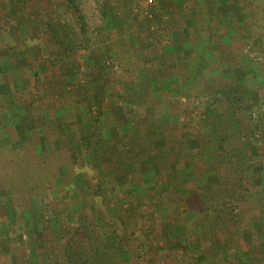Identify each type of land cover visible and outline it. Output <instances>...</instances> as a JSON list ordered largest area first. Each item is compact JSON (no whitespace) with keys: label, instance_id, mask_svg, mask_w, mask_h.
<instances>
[{"label":"rangeland","instance_id":"obj_1","mask_svg":"<svg viewBox=\"0 0 264 264\" xmlns=\"http://www.w3.org/2000/svg\"><path fill=\"white\" fill-rule=\"evenodd\" d=\"M236 1L237 0H222V6L220 4L219 7L206 9L203 15H201V13H199L200 10H198L195 16L197 22L201 25L207 22L210 30L204 34L203 31L200 32L198 30L188 29L185 32L186 37L182 36L183 39H190L192 35H197V40L207 35L213 36L212 40L215 46L210 55L212 61L208 63L209 66L204 75L209 71L217 70L222 65L224 67H229L225 68L224 71H229L230 76L224 77L225 75H220L218 77L211 76L205 78L204 75L198 77L199 73L197 74L196 70H198L199 67L194 61L193 63L188 62L186 64L187 71L185 70L186 73L183 74V68L180 69L179 64L161 61L157 64V70H153L154 67L151 65L143 63V66L142 64H137V61L134 60L139 50L134 44H137V42L139 44L141 43L138 40L155 43L157 45L161 42L162 44L163 42L165 44L170 43L169 34L173 31L171 29L175 28V24L178 22V16L172 15V20L174 16H176V20H174V24L168 25V13L165 11V3L161 0H101L99 1L101 3L99 9H103L104 12L107 13V17L102 23H100L99 9L97 7L98 1L96 3V0H75V5L85 19V25L80 24L79 21H75L76 23H73L75 25L74 27H71V24H68L63 17L64 8L61 6L62 0H47V2L41 3V8L50 4L56 14L60 15V26H64V28L60 29L58 27L59 30L62 31L61 33L59 32V34H65L68 40H74L75 49L65 58L68 66L72 68V75L65 74L63 71L60 77H55L58 73V67L56 66L54 68V66H48L47 62L43 64L46 70H35L39 64L43 62L42 52H40V50L46 51L45 58H47L49 45L44 41V43H41V41L35 39H27L26 44H23V42L21 43V38L23 36L21 30L27 38L34 32H37V34L39 33L40 18L38 12L29 9L26 4L15 6V1L10 0L8 4L15 17V24H17V27L14 25L9 26L5 33L6 38L3 39V41L8 43V40L12 39L17 43L19 48L17 47L16 52L13 53L7 49L6 53L3 49L0 51L5 55V58L1 62L3 71L0 69V99H2V94H7L6 102L0 106V154L4 152V154H2L3 156L7 154L10 155L9 152L11 150H17L16 148H20L21 151V146L24 147L22 143L27 144V141H32L31 144H29L32 145V149L34 148L38 153L49 151V149H52L54 146L51 139L59 137V133L55 128V120L62 121L64 127L76 133L77 136H80L78 132L80 128H82L81 124L87 123V121L92 119H97L99 113L102 115L104 114L105 123L106 117L114 116L113 107L108 112L102 110L105 98L107 96V98L116 97V95H114L116 85H125L132 81L137 84V94H133L131 97L125 98V100L121 102H126L127 99L128 103L133 102L130 108L123 105L125 110L130 109L133 114H127V111H123V113H126L129 125L130 122H134V120L137 122V125H135V127L133 126L134 128H136V126L144 128L143 125L152 126L153 124L150 123L151 117L145 119L147 122L138 121L137 117L139 118V115L143 113V111H140L139 107L138 109L133 108L134 104L136 106L138 99H143V101H145L144 92L148 91V89L152 90V85L150 81H148V83L145 79H137L133 74L138 76L141 71H147V74L154 71L158 76H162L169 72L173 74V72L178 73L181 71V74H176V79H174V77L172 78V82L175 83L180 79V81L182 82L183 80V83H186L187 86H191V89L186 91L185 97H181L180 102L183 103L181 106L182 108L175 114L185 120L184 123L187 124L186 128L188 129V134L186 135H188L189 138L197 137V135L203 137L205 141L203 140L204 142L201 146L203 149L201 151L205 154L207 151H210V140L212 134L215 132L213 136L222 141L220 145L223 149L219 154L223 156L227 154L229 156L228 158L232 159L234 162H237L239 159L245 160L244 162L248 161L251 165L249 169L263 167L264 95L262 93L264 90L262 91L260 86L264 84V71L262 69V67H264V64H262L264 62V54L260 55L257 49L258 47L256 46L259 37L252 40L248 45H245L243 42L236 50V54L230 51L232 50L231 46L237 44L233 40V37L237 36L236 24L242 21V15L238 10L239 3H236ZM245 2L246 4L242 7L247 10L246 12H249L250 9L253 10L252 13L256 15L257 22L260 21L259 19L262 21V16L264 14H260V9L257 8L256 10V8L252 7L250 5V0H245ZM15 9H17L19 13H15ZM23 9H25V11H23ZM21 11L25 12V15H21ZM263 11L264 9H262V12ZM182 12L186 13L184 11ZM187 13H190L189 9ZM187 13L182 16L191 20L192 17L187 15ZM206 17L209 18V21H206ZM188 23H193V20L188 21ZM2 25L3 23L0 21V27ZM151 27H153V29H151ZM131 28L137 29V35L131 37ZM262 32H264V29ZM175 33L176 38H178V33H180V31H175ZM200 34L204 36H199ZM118 39L123 43V46L117 43L119 42ZM55 46L51 47L52 56L49 58L53 59L57 57L58 60L59 57L57 55L53 56V54H55L54 52L58 51L59 53V47L57 45ZM188 59H190V57H188ZM49 64L53 65L51 62H49ZM93 65L100 66L95 67V75L104 82H108L106 88L99 92L92 91L85 85L88 74H84H86L87 71L90 72V69L85 68V66ZM23 67L26 71L22 69ZM97 69L99 70L97 71ZM36 71H40L38 76L46 77L44 84L45 88L47 80L49 79L51 81V84L47 85V87L49 95L52 96L48 100L43 98L42 105L33 106L30 104V94L36 92V89H34V76H32L33 72ZM27 72L30 73L29 76ZM195 74L197 75L196 77H194ZM81 85L83 88L80 87ZM15 89L23 90V92L16 94ZM156 90L157 88L154 89V91ZM67 91L69 93L65 99L58 97L59 93ZM215 91L219 92V99L215 98L211 100L210 97L214 95L210 92ZM227 92L230 95L227 97L232 99V102L235 101V98H240L239 94H243L244 101L240 98L237 105L241 108L247 106L249 111L240 110L237 112L236 116L232 117V114L227 110L226 103L224 102L225 99L223 94ZM194 94L197 95L196 98H192ZM160 97L164 101L167 99L163 97V95H160ZM99 98L102 102L98 107L100 110L98 113L97 101ZM218 100L226 107V110L221 111V114L219 112L217 113L213 106ZM61 103L63 105H61ZM90 106L92 113L88 116L85 109ZM212 106L213 108L211 109ZM177 109L179 108L177 107ZM159 113L160 111L158 110L152 112L153 115ZM171 113L173 112L171 111ZM154 123L156 122L154 121ZM46 125L51 126V133H44L45 129H47ZM85 125L89 128L88 124ZM195 125H198L196 131ZM209 125L214 126V129L210 128ZM211 129L213 131H211ZM154 130L158 133L157 128ZM135 131L138 132L136 129L133 132ZM165 131L166 135H164V137H167L166 141L170 144L168 142H163V140L161 143L157 142L158 139H156L154 143H151V137H146L144 141L147 142L142 145L140 151L141 157L143 158L141 159L142 161L140 160L141 162H144L145 159L150 157L155 160H160L159 156L162 158L164 156L175 158L179 155L182 156V153L187 150L189 145L188 139L185 144L183 141H179L180 144L175 141V137L179 138L180 135H183L181 131L179 133L177 127L174 129L172 126L168 125ZM250 131L251 134H249ZM94 138H90L92 143L90 146L93 148L95 147L94 140H96V138ZM102 138L104 137L102 136ZM160 138L162 139V137ZM180 138L182 137L180 136ZM172 140L175 141V147L177 148V150L173 152L171 150ZM122 144L123 143H119L118 145L121 146ZM116 145H108L103 139L96 150L97 157L88 150L83 151L82 158L76 159L72 167L75 172V178L73 176L72 180L75 184L77 183V186L81 187V191L74 189L73 191H65L59 196H55L56 199L63 202V208L67 210L71 208L68 212H65L66 210L62 212L65 214L63 217L67 216V218L62 219L65 223V227L69 226L70 230H72L70 235L75 234L74 230L76 226V220L72 214L82 213L83 210L87 208L90 211L96 212V208H98L97 205L101 204V199L96 197H94V203L92 204L87 201V187L79 179H76V177L83 176L85 180L89 182V186L92 187V182L96 181L97 178L104 177L105 170L115 161L118 162L121 169H123L118 155L120 153L124 155V153L117 152ZM127 145L132 146L133 150V146H135L136 143ZM150 145L152 150L157 149L156 151L158 152L146 153L147 151L145 148L148 150ZM178 145H180L181 150ZM55 146L60 148V144H55ZM6 147L11 150H4ZM24 149L29 151L28 148ZM100 157L101 159L105 158V160L111 158V162L108 163L107 160L104 161L101 159L97 161ZM179 158L181 157H177V159ZM140 161L137 165L141 163ZM80 165L82 166L80 167ZM216 166V174L213 176L215 179L214 182L218 180L219 174H222L224 171L223 167H219L220 172L218 174ZM47 167L48 166H46V169L42 168V171H46ZM22 168L23 166H21V170ZM200 169L204 170L203 168ZM54 170V175L56 174L54 179L61 182V177L62 182L66 181V178H64L66 169L64 171L57 166ZM245 176L246 177L242 179L241 183L244 184L243 186L246 184L250 199L248 201L246 200V203L242 201L244 203L241 202V204L237 205L235 213H233L234 209H232V212L225 211L221 214L213 211L211 212V208L207 204L209 198L206 192L201 190L207 182L205 181V176L201 178L199 174L196 176L199 178L198 182H193L188 185L191 187L189 191L187 190L188 188L184 191L183 186L179 185L181 183H174L170 186L166 183L167 186L163 188L164 192L162 195V197H166L164 204L160 202L158 197L160 193L154 191L149 199L144 200L143 203L148 204L145 208H140L135 204L136 206H130V211H125V213L123 209H129V207H122L121 204H118L121 202L119 198L122 183L108 180L104 185L106 188L101 195H103V198L105 197L109 203L98 209L96 216L98 217L99 225H101V221L103 220H101L102 212L100 210H104V213L107 211L109 214H112L114 216L112 218L113 221L104 223L107 226L114 225L118 235L124 234L129 236V234H134L138 239H142L143 237H140V226H144V229L146 227L149 228V230L151 229V232L147 234L148 237L144 239L151 241V249L146 257L142 256L137 261L134 260V264H263L264 261L263 263L257 261L261 260L262 262V260H264V248L260 245V241H264V228H250L251 217L252 219L255 218L258 211L257 209L250 210L249 208L255 202L254 198L256 196L259 195V198L264 197V186L249 188L247 175ZM164 179L169 180L168 182H172L171 180L176 179V176L167 175ZM181 179L183 180L184 178ZM53 181L52 186L58 188L59 182L56 180ZM125 181L127 180H124V182ZM28 188L30 192L28 209L26 208L23 210V214L21 215L24 227L13 232L17 228L15 225H11V222L16 216L15 208L12 206L9 192L0 186V264H49L48 261L39 263L37 253L41 252L40 247H42V245L39 244L43 239L41 232L45 225L44 220L50 221L49 223H52L51 226L55 230L57 227V218L53 215H49L48 202L45 199H41L38 193H35L37 189L36 186L29 185ZM110 189L112 190L110 191ZM198 190H201V192ZM194 193H197V195L200 193V195L197 197ZM188 201L193 202V205L188 206ZM255 204H257V201ZM41 207H44V209ZM42 210L45 212L43 216L40 214ZM46 212L48 213L46 214ZM139 214H144V217L141 219L142 222L138 224L136 220ZM232 214L236 217L234 221H236L240 227L233 223L232 219H229ZM118 215H122L121 219H119ZM108 223L112 224L110 225ZM130 224H132V227L129 229L128 225ZM173 230L178 234H181V232L185 230V238H187L185 241L190 240V245L188 247L184 246L185 241L183 242L182 237L175 236ZM45 237L46 234L44 235V238ZM103 238H101V243L99 242V244L96 245L93 264L114 263L115 257L112 250L113 242L116 241V235H110L106 241H104ZM217 238L223 242L222 245L218 246ZM193 241L197 244L193 243ZM249 252H252L251 256L248 255ZM198 256L201 257L198 258ZM252 256L255 257V262H251ZM58 257V255H55L54 257L51 256L50 259L54 260L55 258L56 260ZM127 258H124V260H127Z\"/></svg>","mask_w":264,"mask_h":264},{"label":"trees","instance_id":"obj_2","mask_svg":"<svg viewBox=\"0 0 264 264\" xmlns=\"http://www.w3.org/2000/svg\"><path fill=\"white\" fill-rule=\"evenodd\" d=\"M15 6L19 4H26L29 9L36 10L38 12L39 18H40V25L38 28V34L37 32H34L31 34L30 37H26L22 32V38L21 43L26 44V40H38L41 41V43H47L49 45L48 48V56L45 58V52H42V59L43 62L39 64V66L35 70H42L44 71V62H47L48 66H54V68L58 67V73L55 75V77H60L62 72L64 71L65 74L72 75V68H70L65 60V58L69 55L70 52H73L75 49L74 40H68L65 34H59L62 31L59 30L63 29L64 26H60V15H57L52 6L47 4L44 8H41V3L47 2V0H14ZM55 1V0H51ZM101 1V0H96ZM10 0H0V21H2L3 25L0 27V51L3 49L6 53V49L13 52H16L17 43L14 42L12 39L8 40L7 42H4L3 39L6 38L5 33L7 32V28L9 26L15 24V17L11 12V9L9 7ZM236 3L239 7V13L242 15V21L239 24H236L237 26V36L233 37V40L237 43L233 46H231L232 50H230L233 54H236V50L240 47V45L245 43V45H248L252 40L259 37L258 44H256V47L259 51L260 55L264 54V32L262 30L264 29V11L262 12V9H264V0H250V5L254 8L260 9V14L262 16V21L257 22L256 15H253V10L250 9L249 12H246L245 8L242 6L246 4L245 0H237ZM64 8V19L68 24H71V27H74L75 25L73 23H76L75 21H79L80 24H84V17L78 7L75 5V0H62V5ZM241 6V7H240ZM98 9L101 7V3H98ZM17 11V12H16ZM25 11V9H23ZM21 11V15H25ZM15 13H19L17 9H15ZM258 14V13H257ZM99 15H100V23L104 22V19L107 17V13L104 12L103 9H99ZM261 24H260V23ZM73 25V26H72ZM17 27V26H16ZM59 27V28H58ZM79 30V29H78ZM82 31V29H81ZM65 33V32H64ZM261 37H260V36ZM243 37V39L241 40ZM249 36V37H248ZM213 39L212 35H209V41ZM7 41V40H6ZM44 41V42H43ZM53 44V45H52ZM69 44V47H68ZM57 45L58 51L54 52L53 56L57 55L59 58L57 60V57L51 59L49 58L52 56L51 53V47H54ZM56 47V46H55ZM234 49V50H233ZM7 55V54H6ZM5 58V55H3L0 52V69L2 70L1 62ZM264 61V59H263ZM49 62H51L50 65ZM264 64V62L262 63ZM37 65V64H35ZM99 66V65H96ZM96 66H85V68H89L90 72H86L88 74L87 81L85 82L86 87H88L92 91L99 92L101 90H104L106 86L108 85V82H104L101 78H99L97 75H95V67ZM25 67V66H24ZM22 68L24 71H26L25 68ZM100 67V66H99ZM261 67V66H260ZM264 71V67H262ZM46 70V69H45ZM99 69H97L98 71ZM37 72V73H36ZM33 72L32 76H34V89H36V92H33L30 94V104L33 106L36 105H42V99H49L52 95H49L48 93V87L47 85L51 84V81L48 79L46 82V88L44 87L45 84V76H38V73L40 71ZM28 73V72H27ZM264 74V72H263ZM30 73H28V76ZM14 85V84H13ZM83 88V86H80ZM85 87V86H84ZM262 88V91L264 90V84L260 86V89ZM16 90V94H20L23 92V90ZM237 92V91H236ZM245 92V91H243ZM68 91L64 93H59L58 97L61 99H65L68 95ZM212 93V92H210ZM238 93V92H237ZM245 94V93H244ZM247 94V91H246ZM264 95V92L262 93ZM224 102L226 103L227 110L232 114V117L236 116L237 112L240 110L249 111V108L245 106V108H241L237 105L238 101L243 99V94L240 95V98H235V101L232 102V99H229L227 96L229 93H224ZM230 96V95H229ZM196 98L197 95L194 94L192 98ZM238 97V96H237ZM101 98V97H100ZM100 98L98 99L97 108L101 105ZM7 94H2V99H0V106L6 102ZM47 102V101H46ZM61 105H63L61 103ZM91 106L87 109H85V112H87V115L90 116ZM113 112H114V118L115 123L118 125L127 124V115L126 113H123V111H127V114L132 113V110L130 109H124L123 106H116L113 104ZM97 112L99 113V108L97 109ZM100 114V113H99ZM98 114L97 119H92L87 121V123L81 124L82 128H80V136H77L76 133L71 132L69 129H66L64 125L62 124V121L55 120L56 121V130L59 133V137L56 139H51V142L54 143V146L52 149H49V151H46L45 153H38L33 148L31 142L27 141V144H23L22 149L20 151V148H16L17 150L12 151L9 148H4V150H11L9 153L10 155L3 156L4 152L0 154V186L7 190L9 192V197L11 199L12 206L15 208V219L11 222V225H15L17 228L13 231L16 232L17 230L24 227L23 225V219L21 218V215L23 214V210H25L29 204V185L36 186L35 193H38L41 197V199H45L48 202L49 206V215L55 216L57 219V227L54 230V228L51 226L52 223H49L50 221L44 220L45 225L42 229L41 236H43V239L40 241L39 245H42L40 247L41 252H38L37 255L39 257V263H43V261H48L49 264H93V257L96 245L101 243L102 239L106 241L108 237L112 234L116 235V241L113 242V252H114V263L113 264H134V260H138L142 256H147L150 249H151V241L144 240L146 237H148V233L151 232V229L145 228L144 226H140V237H143L142 239H138V237H135L134 234H129V236H126L124 234L118 235L116 232L115 226H107L104 222H112V218L114 217L112 214H109L107 211L104 213V210H100L102 212V218L101 225H99L98 217L96 216V212L98 209H100L102 206H106L109 201L106 200V198H103V192L106 186H104L108 180L111 182L118 181V183H123L124 180H127L126 174L122 172V169L120 167V164L118 162H114L113 164H110V166L105 170L104 177L97 178L96 181H93L92 187L89 186V182L85 180V178L82 176L76 177V179H79L81 182H83L84 185L87 187V201L92 204L94 203L93 199L100 198L101 204L97 205L98 208H96L95 211H90L88 208L83 210L82 213H75L72 214L76 220V226H75V234L70 235L72 230H70L69 226L65 227V223L62 221L65 214L62 212H68L69 210L63 208V202L59 201L55 198V196H59L61 193H64L65 191L69 192L70 190L73 191L74 189L81 191V187L77 186V183L72 180V177L75 178V172L73 170V164L75 163L76 159L82 158L83 151H90L94 153L95 157L96 150L100 143L103 141L102 138V131L105 128L104 123V114ZM133 114V113H132ZM142 115V114H140ZM92 118V117H91ZM237 122V121H236ZM54 123V122H53ZM88 124L89 128L87 127ZM50 125H46L47 129H45L44 133H51L52 128ZM144 128L141 126H136V128L131 129L129 133L123 136L122 141L123 144L120 146H116L117 152H123L126 159L129 161L131 166H136L137 163L143 159L141 157L140 151L142 145L147 142L144 141L146 137H149V132H151V125H143ZM154 127L157 128L159 136L164 137L166 135V131L163 125L154 124ZM138 130L133 132L134 130ZM51 131V132H50ZM251 134V131L250 133ZM244 135V134H243ZM247 135V134H246ZM96 138L94 140L95 147H91L92 145L90 138ZM245 136V135H244ZM79 137V138H78ZM78 138L77 140H75ZM94 138V139H95ZM246 138V137H245ZM175 142V141H172ZM30 143V144H29ZM136 143L135 146L127 145ZM169 143V142H168ZM55 144H60V148H57ZM170 144V143H169ZM176 143L171 144V150L176 151L177 148L175 147ZM24 148H28L29 151H27ZM19 149V150H18ZM148 152H158L157 149H151L147 150ZM132 150V151H131ZM144 150V149H143ZM6 154V153H5ZM151 154V153H150ZM154 154V153H152ZM2 155V156H1ZM229 156L225 154L223 156L222 154H219L218 156V164L216 168L218 169V174L220 172L219 167H223L224 171L222 174H219L218 180L216 182L207 183L204 188L201 190L206 192L207 197L209 198L208 205L211 208V212H217L218 214H221L225 211L232 212L234 209V212L236 211L237 205L241 204L242 201L245 203L250 199L249 191L244 184L241 183L242 179L245 178L246 172L249 170V167L251 166L250 163L244 162L245 160L239 159L237 162H234L232 159L228 158ZM101 159L98 158L97 161ZM108 163L111 162V158H108L105 160V158L101 159ZM142 161V160H141ZM140 161V162H141ZM223 162V163H222ZM21 166H23L21 170ZM46 171H42L43 169H46ZM60 167L62 170L65 171V177L66 181L62 182V178L60 177L59 182L57 179H54V168ZM82 165H80L81 167ZM30 172V173H29ZM70 173V175H69ZM49 175V177H48ZM53 180H56L59 182V187L55 188L53 187ZM76 181V180H75ZM75 185V187H74ZM28 188V189H27ZM198 188V189H200ZM112 189H110L111 191ZM201 190H198L201 192ZM197 195V193H194ZM200 195V193L197 195V197ZM54 196V197H53ZM247 200V201H246ZM255 202L257 201V204L255 202L250 206V210H256L258 211V214L255 216V218L252 219L251 217V227L254 229H263L264 228V197L259 198V195L254 198ZM242 202V203H244ZM238 203V204H237ZM151 204V203H150ZM43 205V204H42ZM148 204L143 203L140 208H145ZM188 206L193 205V202L188 201ZM250 205V204H249ZM71 207V206H70ZM44 209V207H41ZM28 209V208H27ZM133 209V208H132ZM124 213L125 211H130L129 209H123ZM44 210L40 212V214L43 216ZM48 212H46L47 214ZM122 215H118L119 219H121ZM144 217V214H139V217L137 218L136 222H142L141 219ZM235 216L232 214L231 218L233 223L237 224L235 220ZM110 220V221H108ZM112 224V223H108ZM136 225V223H135ZM12 227V226H11ZM42 227V226H41ZM132 227V224L128 225V228L130 229ZM240 227V226H239ZM41 231V230H40ZM46 234V237L44 238V235ZM70 235V236H69ZM112 237V236H111ZM110 239V238H109ZM260 245L264 248V241H260ZM58 255L59 257L55 260L50 259L51 256ZM128 257V258H127ZM124 258H127V260H124ZM255 262V257H251V262ZM264 260H258L257 262L263 263ZM264 264V263H263Z\"/></svg>","mask_w":264,"mask_h":264},{"label":"crops","instance_id":"obj_3","mask_svg":"<svg viewBox=\"0 0 264 264\" xmlns=\"http://www.w3.org/2000/svg\"><path fill=\"white\" fill-rule=\"evenodd\" d=\"M165 4V11L168 13V25L174 24V20H176V16H174V19L172 20V15L178 16V22H176L175 28L171 29V33L169 34V42L168 44H165L162 42L157 45L155 43H148L143 42L141 40V43L139 44L137 41V44H134L136 47L139 48V50L136 53V57L134 60L137 61V64L145 63L147 65H151L153 70H157L158 63L159 62H171L175 64H179V68L182 69V73L185 74V70L187 71L186 64L195 63L198 64L199 69L196 70L198 77H202L208 69V63L212 61L210 58V55L212 53V49L214 48L213 40L209 41V36H205L202 39L196 38L197 35H192L190 39H183L185 36L186 30H198L203 31L204 34L207 33L210 30V27L208 26V23L204 22V25H201L197 22L196 19V13L198 10L201 15L205 13L204 11L209 8L219 7L220 4L222 6V0H161ZM189 9L190 13H187ZM203 10V11H202ZM182 11L186 12L187 15L191 16L192 19H188L186 17H183ZM208 11V10H207ZM186 15V16H187ZM182 17V18H181ZM186 18V19H185ZM183 19V20H182ZM206 21H209V18H205ZM208 19V20H207ZM193 23H188V21H192ZM110 26V25H109ZM117 29V27L115 26ZM153 29V27H151ZM176 32L178 33V38H176ZM184 32V33H182ZM131 37L137 35V29L131 28ZM182 33V35H181ZM200 34L199 36H201ZM204 36V35H202ZM181 38V40H180ZM178 39V40H177ZM119 41V39H118ZM134 41V40H132ZM135 42V41H134ZM120 46H123V43L121 41L117 42ZM129 43V41H128ZM160 47V48H158ZM190 57V59H188ZM155 65V66H154ZM144 66V65H143ZM225 68L221 65L217 70L215 71H209L207 72L204 77H211V76H220L225 75L224 77H229L230 72L224 71ZM147 71H141L139 72L138 76L133 74V76L137 77V79L140 80H146L147 82L150 81V84L152 85V90H149L144 92V99L145 101L139 100L133 105L134 109L140 108V111H143L141 113L142 115H139V118L137 117L138 121H145L148 117H151L150 123L153 124L151 127V133H149V137H151L150 141L151 143H154L156 139L157 142H168L167 137L160 138L159 134L154 130V124L163 125L165 128L168 127V125L172 126V128L176 129V127L183 133V135H180L182 138L175 137V141L179 143V141H183L185 144L186 140L188 139V147L187 150L182 153V156L179 155L181 158L177 159V157H166L163 158L159 156V159H151L147 158L144 162L139 163L138 165L131 166L129 161L124 157L122 153L118 155V159L121 162V165L123 167L122 171L127 176V181L123 182L120 187V203L122 207H132V206H138L140 207L145 199H149L152 195V192L156 191L160 194H158V197L160 199V202L164 204L166 201V197H162L164 192V187L167 186L166 183H168V186L174 183H181L179 185L183 186V190L185 191L186 188L189 191L191 189L189 184L193 182H198L199 178L196 177L200 174L201 178L205 176V181L207 183H212L215 181L214 177L216 174L215 166L218 161V156L220 151L223 149L220 145L222 141L219 138H215L212 134L211 140H210V151L205 154L202 153V143L205 141L203 137L195 136L194 138H189L188 135V129L186 128L187 124L184 123L185 120L180 118L178 115H175L179 112L181 106L183 103L180 102L181 97H185L186 91L188 89H191V86H187L186 83L177 81L175 83L172 82V78L176 79V74H181V71L176 73L173 72V74L167 73L162 76H158L154 71L152 73L147 74ZM184 76V75H183ZM197 75L195 74L194 77ZM193 77V78H194ZM171 79V80H170ZM149 83V82H148ZM134 81L121 84L120 86L116 85V88L114 89V95L112 98H105V102L103 103L102 110L108 112L110 109H112L113 104L116 106H123L126 105V107L130 108L131 103L121 102L122 100H125V98L131 97L133 94H137V88ZM118 86V87H117ZM174 87V88H173ZM177 87V88H176ZM179 87V88H178ZM154 91V89H156ZM254 89V88H253ZM249 90V89H248ZM214 96L210 97L211 100L218 98L219 99V92L215 91L212 92ZM160 95H163V97H166V101L162 100ZM180 97V98H179ZM164 99V98H163ZM144 102V103H141ZM127 103V104H126ZM108 104V105H107ZM142 104V105H141ZM141 105V106H140ZM180 106V107H179ZM215 111L220 114L221 111H225L226 107H224L223 103L218 100L216 101V104L213 105ZM211 107V109L213 108ZM177 107L179 109H177ZM160 111L159 114H152L153 111ZM171 111L173 113H171ZM182 111V110H181ZM156 123H154V121ZM210 122V121H209ZM129 123V122H128ZM122 124L118 125L115 123V118L113 116L106 117L105 120V128L102 131L103 139L105 140V143L108 145L123 143L122 138L124 135L129 133L131 131V128L135 125H137V122L134 120V122H130L129 124ZM212 123V122H210ZM206 125V124H205ZM198 126V125H197ZM195 125V131L198 128ZM133 127V128H134ZM210 128L214 129V126H210ZM132 128V129H133ZM211 131H213L211 129ZM200 132V131H199ZM238 138V137H237ZM204 140V141H203ZM173 141V140H172ZM174 144V142H173ZM187 146V144H186ZM221 146V147H220ZM180 147V145H178ZM181 150V147H180ZM178 150V151H180ZM203 168L204 170L200 169ZM200 169V170H199ZM176 176V179H172V182H168L169 180H165V176ZM203 175V176H202ZM247 180L249 188H254L256 186H264V166L259 168H252L249 169L246 172ZM181 178H184L183 180ZM202 183V182H201ZM200 184V183H199ZM203 184V183H202ZM188 186V187H187ZM187 191V192H188ZM136 204V205H135ZM181 227V226H180ZM179 230V228H178ZM195 230V229H193ZM174 231V230H173ZM175 232V231H174ZM175 236L182 237L183 242L187 239L185 238L186 233L185 230L181 232V234H178L175 232ZM234 236V235H233ZM196 238V237H193ZM218 242V246L222 245L223 242L220 241L219 238L216 239ZM190 240L184 242V246L190 245ZM189 243V244H188ZM193 243L197 244L195 241ZM192 243V244H193ZM188 244V245H187ZM197 247V246H196ZM252 252L248 253V255L251 256ZM201 256H198L200 258Z\"/></svg>","mask_w":264,"mask_h":264}]
</instances>
